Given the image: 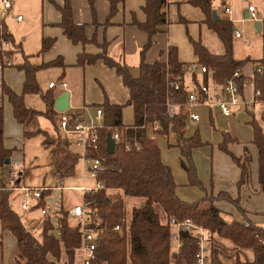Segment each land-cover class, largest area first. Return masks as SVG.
I'll list each match as a JSON object with an SVG mask.
<instances>
[{
  "label": "trees",
  "instance_id": "obj_1",
  "mask_svg": "<svg viewBox=\"0 0 264 264\" xmlns=\"http://www.w3.org/2000/svg\"><path fill=\"white\" fill-rule=\"evenodd\" d=\"M121 0H112L111 15L116 13V6ZM144 12L147 16L145 23L134 22V25L150 37L148 44L141 53L140 75L134 77L128 66L107 54L108 43L98 45L102 53L97 55L82 54L78 57V65H93L102 60L106 66L114 69L129 90L130 99L126 106L134 109L135 122L133 126H123V110L126 106L114 105L106 101L100 108L103 110V128L99 129V148L91 151L93 158L99 159L104 169L100 181L106 189L85 196V203L94 213L96 220L101 223V242L96 252L94 264H196L198 252L197 237L189 232L180 233L183 246L179 253L174 252L172 236L173 228L169 222L191 220L196 225L204 228L211 235V262L212 264H225L221 261L219 252L213 246V238L232 242L237 248L251 250L254 254L252 264H264V227L252 221L240 222L234 220L227 222L222 217V211L215 206V202L226 200L234 205L236 201L225 193L216 198H208L196 203H186L176 194L177 185L172 171L161 159L160 148L149 135L148 128L154 132L169 135L171 132L178 136L179 147L183 160L182 167L187 172L190 185L203 188L198 179L197 168L193 152L204 146L198 135L193 138L185 137L186 123L184 115H170L167 111V101L170 95L176 101L184 103L187 99L183 81L186 74V65L179 62L178 50L170 47L167 62L149 64L145 61V54L152 46V37L160 32V28L168 25L166 13L162 12L166 0H144ZM188 4L199 8L206 16V23L218 35L225 46V54L217 56L211 54L201 43L193 42L195 55L199 63L216 71L215 80L222 83L248 61L238 62L233 57L234 28L229 21H214L212 0H185ZM62 22L60 26L65 35L75 44H96L95 40L86 37V26L76 24L70 0L60 8ZM108 23L106 26H108ZM7 32V28H6ZM263 51H264V22H263ZM12 44L13 37L10 33L4 36ZM54 45V40L44 39L39 54H44ZM19 69L25 73L23 95H17L5 87L4 91L9 97L16 121L24 127V137L42 134L45 136L43 145L49 149L55 164L66 175L75 173L80 155L71 149V145L61 142V138H50L42 131L30 132L26 128L41 113L29 109L24 101L26 95H41L46 105L48 119L53 120L56 115L55 98L51 92L44 93L36 81V73L41 67L32 65L28 57ZM264 67V55L260 61ZM59 62L45 65L53 67ZM174 75L182 84L181 90L174 92L170 82ZM264 86V78L261 80ZM260 83V82H259ZM264 117L261 120L253 118L251 125L254 131V145L259 154V184L264 192ZM159 129L156 130L155 128ZM124 131L125 142L116 144L114 154L107 152V138L114 131ZM236 142L235 139L225 136L221 150L228 151V146ZM131 149H126V144ZM12 151L4 148V110L0 108V168L5 163ZM242 170L241 184L246 182L250 175L252 158L248 151L245 160L238 159L230 154ZM11 193L0 192V222L3 231L10 232L17 241L21 255L16 259V264H77V249L81 244L80 226H74L70 217L64 211L59 214L61 239L50 234L53 226L49 220L43 222V232L40 239L33 236L24 225L22 217L10 205ZM126 199H143L144 205L134 207L130 217H126ZM204 204H209L204 207ZM43 205V204H42ZM126 220L122 232L117 233L114 228ZM240 264V263H236Z\"/></svg>",
  "mask_w": 264,
  "mask_h": 264
},
{
  "label": "crops",
  "instance_id": "obj_2",
  "mask_svg": "<svg viewBox=\"0 0 264 264\" xmlns=\"http://www.w3.org/2000/svg\"><path fill=\"white\" fill-rule=\"evenodd\" d=\"M70 3L74 22L79 25H85L87 39L95 40L97 43H73L65 35L64 29L60 26L62 22L60 8L64 6L65 0H43V15L35 35L34 47H37V52L33 53L25 50L27 47V38L24 39V41H26L24 45L21 42L16 43L7 23L8 19L6 20L7 31L12 35L14 40L13 45L15 49L10 53L9 58L14 64L13 69L15 70L9 71V80L7 82L4 78V82L6 87L11 89L14 93L20 96L23 95L25 73L19 69V65L23 64L24 57H28L30 64L41 67L36 73V81L44 93L51 92L56 103L58 98L63 96L66 92H69L70 105L66 112L81 121L88 123L92 122L100 126L103 125L104 115L103 119L99 120L96 113L97 109H101L100 107L106 101L114 105L126 106L130 99V93L127 87H125L122 78L117 75L114 69L106 66L102 60L97 61L93 65L86 64L84 67H81L78 65V57L82 54L97 55L102 53V49L98 45H103L107 42V54L113 59L125 63L130 69L131 74L134 77H138L140 75L139 67L141 63V53L148 44L150 37L147 33L136 27L134 22H146L147 16L143 10L145 1L121 0L116 6V13L114 16L111 15L112 0H70ZM252 4L258 8L260 17L264 18V0H212L213 13H216L220 20L229 21L233 25V57L234 60L238 62L248 61V63L241 67L246 76L253 75L255 68L261 66L260 61L263 59L264 55L262 32L258 34L255 29V23L246 18V14H248L247 8ZM226 7H230V14L225 13ZM14 11H17L16 6ZM162 12L167 15L168 25L161 27L160 32L152 37V46L145 54V61L149 64L155 62L165 63L168 59L167 54L169 48L176 47L178 50L179 62L186 65L183 85L186 91L190 93L194 87L199 86L201 82L206 80V76L200 73L190 74L188 72L189 65L199 63V59L195 55L193 42L201 43L211 54L217 56L225 54V46L218 35L206 23V16L202 10L188 4L185 0H176L170 5L163 6ZM19 15L23 16V14ZM19 15L15 17V13H13V18L9 19L21 25L26 21V18L23 16V21L18 22L16 18ZM108 21L109 24L106 26ZM238 24L243 25V27L253 25V32L258 38L251 40L245 30L236 29V25ZM236 31H242L244 33V38L248 39L251 43L246 45L244 41L236 39ZM44 39L54 40V45L44 54H39ZM235 46L237 48L244 46V48H247V52L242 55L238 52L235 53ZM16 54L22 56L21 62L16 63L14 61L13 58ZM33 59L39 60V64L33 63ZM56 61L59 62V65L53 67L45 66ZM44 68L46 71H43ZM47 68L49 70H47ZM20 80L21 86H19ZM62 82L68 84L67 90L60 87ZM51 83H56V87L49 89V84ZM245 90L247 95L251 94V89L249 87H246ZM7 99H9V97ZM24 101L29 109L40 112V116L46 117L44 114L47 108L41 95H26L24 96ZM126 108L132 110L131 122H127L124 119ZM194 111L200 116V120L198 122L186 123L185 137L193 138L198 135L204 144L203 147L193 152L198 179L203 184V188L190 185L189 176L182 167L183 157L177 146L178 136L173 132L169 135H162L157 131L154 132L153 127L148 128L150 137L157 142L160 148L162 162L172 171L174 181L177 185V196L186 203H196L208 198H216L222 193L228 194L238 205H234L226 200L215 202V206L222 211V217L227 222L230 223L232 221H228L229 218L225 216L226 214L232 215V219L234 218L237 221H252L258 226H261L259 222L264 219V192H262L259 184V154L253 143L254 131L251 125L253 118L261 120V107H257L253 113L250 112L249 114L235 109L234 113H236V115L230 118L224 117L217 109L210 110L206 107H197ZM123 112V126H133L135 122L133 107L126 106ZM11 113L14 118L12 106ZM60 116L61 113L56 110V115L53 120H50L56 131H58L61 142L64 143L65 140H68L69 143L65 144H69L71 147L73 142L75 147L80 150V159L76 169L80 166L83 176L81 163L83 150L76 145L75 139L72 136L66 135L60 130ZM14 120L16 121L15 118ZM20 126L23 128L22 125ZM38 131L45 132L41 129H38ZM225 136H229L236 140V142L228 146L230 154H233L243 161L247 150L252 158L249 166L250 175L244 184H241V168L229 153L222 151L220 148ZM23 138H25L24 133ZM5 140H7V138H5L4 133V148L11 151L13 147L6 146L7 141ZM17 163L22 164L20 173L22 174L23 182L26 169L23 161L21 162L20 160H16L15 162L10 160L8 165L5 163V166L0 168V173L4 170L6 172L1 173L0 176H5L9 169L8 167ZM54 165L57 169L56 182L53 185L44 184L41 187H55L59 180L58 172H61L63 177L60 181L63 182L65 189L63 191L53 192V194L42 203L43 205H41L48 206V202L55 199L54 195L58 194L60 197L58 208H55V206L53 207L57 211L60 210L66 213V211L71 210L76 205H83L86 195L79 191L82 193L80 202L76 204L66 203L65 205V194L63 193L78 191L73 190L78 188L65 187L64 177L75 176L76 169L72 176H68L58 168L55 164V160ZM94 186L95 184L90 188ZM51 204H49V207H51ZM40 216V212L36 211L30 215V218L41 220ZM22 219L25 225V216ZM70 220L71 223L73 220L76 222L74 226L77 225L76 219L70 218ZM43 222L44 220H42V223ZM42 232L43 227L31 234L40 239ZM5 235H7L6 239L4 237ZM215 239L217 240L216 236L213 238V241ZM4 243L8 245L9 249L13 247L10 251V258L7 260V263L16 264V259L21 255L17 246V241L10 232L2 230L0 222V259L3 261L2 263H6L3 253L5 247ZM77 264H79V259L77 260Z\"/></svg>",
  "mask_w": 264,
  "mask_h": 264
},
{
  "label": "built area",
  "instance_id": "obj_3",
  "mask_svg": "<svg viewBox=\"0 0 264 264\" xmlns=\"http://www.w3.org/2000/svg\"><path fill=\"white\" fill-rule=\"evenodd\" d=\"M176 0H166V5L174 3ZM15 10L13 0H0V108L3 107L5 99L8 95L5 93L6 87L4 82V73L6 70L14 68V64L9 58L11 52L14 51V45L8 41L4 36L9 32H6V20L9 18V14ZM248 19L254 23L261 22L263 24L264 18L260 17L259 10L255 5H249L247 8ZM225 13L230 14V7L225 8ZM23 16L19 15L16 20L18 22L23 21ZM235 38L244 41L246 45L251 42L244 38L242 31L235 32ZM188 72L190 74L200 73L206 76V80L201 82L197 87H194L190 93H188L187 99L184 103L176 101V97L172 94L168 97L167 111L170 115H184V121L198 122L200 116L195 113V108L206 107L210 110L217 109L220 113L227 118L236 115L235 109L249 114L257 107H261V119L264 117V86H261V80L264 78V68L258 66L255 68L253 75L246 76L243 73V69L239 68L230 78L220 83L215 80L216 71L210 69L200 63H194L188 66ZM173 80L170 82V88L174 92L181 90L182 84L180 81L172 75ZM260 82V83H259ZM56 87V83L49 84V89ZM60 87L64 90L68 89V84L62 82ZM246 87L251 89V94L247 95L245 92ZM97 118L103 119V110L97 109ZM151 127V126H150ZM60 130L75 139V143L80 147L83 152L81 155L82 172L85 179H89L95 182L93 188L81 187L78 190L84 195L88 193H94L97 191L105 190L106 187L100 179L101 172L104 169L102 162L93 158L90 155L91 151H97L99 148V129L103 128V125H96L92 122L81 121L67 112L61 113L60 116ZM156 130L159 128L156 127ZM115 144L125 142L124 131L116 129L112 135ZM64 143H69L65 140ZM126 149L130 150L131 147L127 143ZM22 164L17 163L9 166L6 175L0 176V192L7 191L9 193H20V208L25 216V226L30 233H35L42 228V220H49L53 226V231L50 233L58 240L61 239L59 214L57 211L49 206H42L41 204L53 194L55 191H63L64 185L60 179L63 177L61 172H58V183L55 187H28L22 182L21 172ZM40 212V219L30 218L34 212ZM70 218L77 220V225L80 226L81 231V244L77 249V257L79 264H94L96 260V252L101 242V223L96 220L94 213L89 209V203H83V205H76L71 210L66 211ZM126 220L114 228V231L121 233ZM173 228L174 233L172 240L176 245L174 252L179 253L183 246L180 233L182 231L194 234L198 241V252L196 254V264H212L211 263V247H210V235L209 232L202 227L196 225L191 220L177 221L172 219L169 222ZM76 225V226H77Z\"/></svg>",
  "mask_w": 264,
  "mask_h": 264
},
{
  "label": "rangeland",
  "instance_id": "obj_4",
  "mask_svg": "<svg viewBox=\"0 0 264 264\" xmlns=\"http://www.w3.org/2000/svg\"><path fill=\"white\" fill-rule=\"evenodd\" d=\"M14 5L17 8V11L11 12L9 14V18H13V13H15V17L19 14H23L25 16L26 21L18 25L15 23L12 19L7 20V23L9 25L10 31L12 32L14 39L16 43H26L24 41L25 38H27V47L25 50H28V52H37V47L35 48V35H36V29H38L41 18L43 15V0H13ZM236 29L245 30L248 37H250L251 40H254L255 38H258V36L253 32V25H247V27H243V25L238 24L236 25ZM247 48H244V46H241L240 48H237L235 46V53L238 52L239 54H244L247 52ZM16 63L22 61V56L20 54H16L13 58ZM33 63L39 64V60L33 59ZM15 70V69H9L5 72L4 78L8 82L9 80V71ZM47 70H49L47 68ZM43 71H46L44 68ZM11 76V74H10ZM18 81V78H17ZM19 86H21V80L19 82ZM128 108V107H127ZM126 108V109H127ZM3 110H4V133L5 138H7L6 146L13 147L11 149L12 154L10 156V160L12 162H15L16 160L23 161L24 167L26 169V174L24 177V184L26 186H37L41 187L42 185H53L56 182V174L57 169L54 165V158L50 152L49 149H46L43 145V141L45 139V136L42 134L32 136L31 138H23L24 133V127L22 128L13 118V115L11 113V104L9 99H5L3 104ZM124 113V112H123ZM124 119L127 122L132 121V110L127 109L125 110ZM264 128V125H263ZM38 129H41L48 133L50 138L58 139L59 133L56 131L52 121L44 116H38L36 117L33 122L26 128L27 131L35 132L38 131ZM61 133V132H60ZM63 138V135H62ZM71 149L74 152L79 153L80 150L75 147V145L72 142ZM245 160V159H244ZM6 172L1 171V173ZM0 173V174H1ZM64 184L65 187H75L79 188L84 185L88 187H92L93 184H95L94 181L89 179H84L81 173L80 166L76 169V174L73 177H64ZM65 194V205L68 204H76L80 202V199L82 197V193L79 191H72V192H64ZM18 196V198H17ZM20 193H12L10 197V204L13 207V209L23 218L24 214L22 213L20 209ZM55 199L50 200L48 202L51 204V207L58 208L60 197L58 194L54 195ZM67 200V201H66ZM145 201L143 199H126V217L129 218L131 211L134 207H141L143 206ZM209 204H204V207H207ZM229 218L228 221L235 220L232 219V215H225ZM75 221H72V225H75ZM259 224L261 226H264V219L263 221H260ZM43 227V226H42ZM204 229V228H203ZM5 239L7 235L4 236ZM217 240H214L213 246H215V249L218 250L221 261L225 264H252L254 261V254L251 250H244L237 248L232 242L228 240H224L219 238L218 236ZM5 247L3 250L4 253V260L6 263H2L3 261L0 259V264H8L7 260L10 258V251L13 247L9 249L8 245L4 243ZM176 246L174 245V249ZM212 263V262H211Z\"/></svg>",
  "mask_w": 264,
  "mask_h": 264
},
{
  "label": "water",
  "instance_id": "obj_5",
  "mask_svg": "<svg viewBox=\"0 0 264 264\" xmlns=\"http://www.w3.org/2000/svg\"><path fill=\"white\" fill-rule=\"evenodd\" d=\"M213 18L215 21L220 20L216 13H213ZM246 18L248 19V14H246ZM255 29H256L258 34L261 33L262 32V23L256 22L255 23ZM69 105H70V93L66 92L63 96H61L60 98H58L56 100L55 108L58 112L63 113V112H66L68 110ZM115 149H116L115 141L112 138V135H109L107 138V152L112 155L115 153ZM9 163H10V160H7L6 165H8Z\"/></svg>",
  "mask_w": 264,
  "mask_h": 264
}]
</instances>
